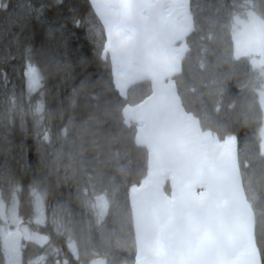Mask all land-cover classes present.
<instances>
[{
	"label": "trees",
	"instance_id": "1",
	"mask_svg": "<svg viewBox=\"0 0 264 264\" xmlns=\"http://www.w3.org/2000/svg\"><path fill=\"white\" fill-rule=\"evenodd\" d=\"M187 2L192 29L176 91L202 131L234 139L264 264V75L236 53L234 42L237 19H264V0ZM104 48V27L90 0H1L0 192L16 193L22 223L46 237L23 264L135 262L128 194L146 176L148 153L123 109L149 95L151 84L134 83L122 95ZM28 64L40 77L35 91L27 87ZM38 193L43 224L34 222Z\"/></svg>",
	"mask_w": 264,
	"mask_h": 264
},
{
	"label": "water",
	"instance_id": "2",
	"mask_svg": "<svg viewBox=\"0 0 264 264\" xmlns=\"http://www.w3.org/2000/svg\"><path fill=\"white\" fill-rule=\"evenodd\" d=\"M168 1L173 6L176 0H96L94 8L112 68L128 77L136 65L142 79L134 83L151 84L149 95L123 109L125 119L142 123V146L148 153L145 182L132 186L128 194L136 253L139 246L147 254L144 264H261L257 248L233 262L227 257L228 248L242 240L249 227L237 155L213 156L210 163L185 130L174 82L185 50L178 64L175 46L192 27L185 32L172 11H165ZM170 79L174 89L166 85ZM167 174L171 201L159 184ZM199 183L206 186L201 201L196 197ZM22 240L18 228L8 231L3 250L18 253Z\"/></svg>",
	"mask_w": 264,
	"mask_h": 264
},
{
	"label": "rangeland",
	"instance_id": "3",
	"mask_svg": "<svg viewBox=\"0 0 264 264\" xmlns=\"http://www.w3.org/2000/svg\"><path fill=\"white\" fill-rule=\"evenodd\" d=\"M165 9L167 12L172 11L174 17L177 19L180 18L189 28L191 27L188 3L186 0H176L173 3V6L168 1ZM234 42L236 53L238 55L248 56L252 65L264 75V19L258 17L255 14H249L245 18L237 19L234 29ZM175 47L180 50L181 54H183V51L186 49L184 40L178 42ZM112 73L116 87L121 92V94L125 96L128 86L133 84L136 79L133 78L132 75H129L128 77L121 76V72L118 68H112ZM25 77L28 90L35 91L39 85L40 77L37 69L33 65H27L25 69ZM138 79L141 80V76ZM259 100L263 109L261 151L264 154V87L259 91ZM191 117L193 122H196V126L198 127L199 131L204 134V138L201 139L202 143H208V150L213 156H220L219 154H221L226 158H235L236 146L233 138H229L226 141H219L216 136L212 135L210 132L202 131L197 123V120L193 116ZM136 129V140L142 145L144 141L143 128L138 130L136 126ZM167 183L169 185L170 192L169 194H165L168 200L171 201V182H166V184L163 186V189H165ZM196 190L198 194H202V191L204 190V194L201 197L204 195L206 197V190L204 186L202 187L199 185ZM203 199H200V201ZM33 207L35 211L34 222L37 224H43L44 202L41 194L38 193L34 195ZM248 225L250 226V224ZM15 228H18L22 233V247L18 253L9 254L3 250L2 238L8 231H11ZM251 238L254 242L253 221L249 232L245 234L243 239L249 240ZM45 241L46 237L44 235L31 230L27 224L22 223L18 213V199L16 193L12 192L8 197L5 198L0 192V248L3 254L2 264H23V259L25 258L24 254L29 253L35 246L42 245L45 243ZM254 247L256 248V246ZM138 262H140V260L137 261V263ZM91 264H104V260L95 259L91 261Z\"/></svg>",
	"mask_w": 264,
	"mask_h": 264
},
{
	"label": "bare ground",
	"instance_id": "4",
	"mask_svg": "<svg viewBox=\"0 0 264 264\" xmlns=\"http://www.w3.org/2000/svg\"><path fill=\"white\" fill-rule=\"evenodd\" d=\"M91 2L93 4V7L96 9V0H91ZM165 11L167 12L166 9H165ZM178 22H179L180 26L182 27V29L185 32H187L189 27L186 25V23H184V21H182L180 18H178ZM175 50H176V52L178 54V64H179L182 54H181L180 50L177 49L176 47H175ZM113 68L117 69L116 67H113ZM132 75H133V78H135V79H138L141 76L140 75V71H139V69H138V67L136 65L134 66V70L132 72ZM166 85L168 87L174 89V84H173V80L172 79H170L168 82H166ZM174 92H175V90H174ZM181 111H182V115H183V119H184L185 130L189 134L193 135V137L198 141V143L200 145V148H201V151L208 158V161L211 163L213 155L208 150V143L207 142L202 143V141H201V139L204 138V134H202L199 131L198 127L196 126V122L195 123L193 122L192 117L188 113L183 111L182 108H181ZM137 128H138V130H141L143 128L142 123H138L137 124ZM143 143H144V141H143ZM219 155L220 156H218V157H220L221 159L226 158V157H224V155H221V154H219ZM144 182H145V179L142 181V183H144ZM166 182H171L170 174L162 176L160 178L159 184H160L161 187H163L166 184ZM199 185H201L202 187L204 186L205 190H206L205 184L199 183L196 186V188ZM202 192H201L202 194H198L197 190H196V197L198 198V200L203 199L205 197V195L203 197H201L204 194V190ZM205 194H206V192H205ZM242 204H243V207H244V212L247 215L248 224H250V226H251V224H252V215H251L250 209L248 207V204H247V202H246V200H245V198L243 196H242ZM250 226L247 229V233L250 230ZM254 246L255 245H254V242H253L252 238L249 239V240L242 239L239 242H237L235 245H233V246L228 248L227 257H228V259L231 262H233L236 259L240 258L246 252H251V251L256 252V248ZM135 260H136V262H134V264H144V263H147L149 261V258L147 256V254L143 250H141V248L139 246L137 248V253H136V256H135ZM139 260H140V262L137 263V261H139Z\"/></svg>",
	"mask_w": 264,
	"mask_h": 264
}]
</instances>
